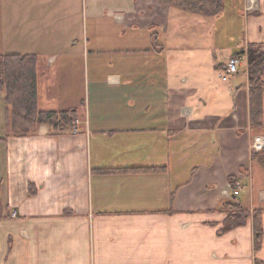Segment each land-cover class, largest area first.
Wrapping results in <instances>:
<instances>
[{
	"label": "crops",
	"instance_id": "1",
	"mask_svg": "<svg viewBox=\"0 0 264 264\" xmlns=\"http://www.w3.org/2000/svg\"><path fill=\"white\" fill-rule=\"evenodd\" d=\"M77 1L5 2V55L36 56L39 109L82 116L4 141L0 264H264V91L253 130L247 55L219 76L264 44V0H239L225 39L171 0ZM230 201L262 211L258 251L250 220L218 234Z\"/></svg>",
	"mask_w": 264,
	"mask_h": 264
},
{
	"label": "trees",
	"instance_id": "2",
	"mask_svg": "<svg viewBox=\"0 0 264 264\" xmlns=\"http://www.w3.org/2000/svg\"><path fill=\"white\" fill-rule=\"evenodd\" d=\"M171 4L184 12L205 18L219 17L224 9L223 0H171ZM238 54L247 55L246 73L249 89L250 127L253 130L260 129L263 126L264 44L248 45L245 50ZM1 93H4L3 101L7 128L6 134L0 137V146H3L4 141L10 136L36 135L41 124L47 125L50 134L73 132L76 120L82 116L78 109L63 112L39 109L36 56L0 54ZM83 106L84 104H82ZM251 159L263 164L264 149L260 153H251ZM228 182L231 186V193L236 194L235 176H230ZM36 192L34 185H29V195L33 196ZM219 210L225 212L226 218L218 234L223 235L237 227L244 226L250 220L253 228V249L255 252L258 251L262 240V211L257 208L252 211L246 210L236 201L223 204ZM63 214L69 215L71 212L65 211ZM8 216L7 206L3 204L0 196V221ZM257 264L261 263L257 262Z\"/></svg>",
	"mask_w": 264,
	"mask_h": 264
},
{
	"label": "rangeland",
	"instance_id": "3",
	"mask_svg": "<svg viewBox=\"0 0 264 264\" xmlns=\"http://www.w3.org/2000/svg\"><path fill=\"white\" fill-rule=\"evenodd\" d=\"M11 2L14 0H0V54L10 53V48L12 46L5 45V2ZM55 3V2H54ZM77 4L81 7L83 5V0L77 1ZM224 9L222 12V15L216 18H210L208 22L212 23L213 27V33L220 39H225V26L227 22L230 20V15L234 13L238 8L241 7V3L239 0H223ZM225 25V26H224ZM233 36L237 37L239 29L236 30V26H234L232 29ZM230 33V32H229ZM241 70V69H240ZM231 78V77H229ZM197 79V78H196ZM217 84H221V82L217 78ZM4 93L0 94V137L4 136L6 134V120L4 121ZM83 99H86L85 97ZM2 152H3V146H0V162L2 160ZM2 164L1 163V170H2ZM264 187V186H262ZM13 217V216H12Z\"/></svg>",
	"mask_w": 264,
	"mask_h": 264
},
{
	"label": "built area",
	"instance_id": "4",
	"mask_svg": "<svg viewBox=\"0 0 264 264\" xmlns=\"http://www.w3.org/2000/svg\"><path fill=\"white\" fill-rule=\"evenodd\" d=\"M244 55L237 54L236 56L230 57L224 66L220 69V79L222 81H228L229 77L236 75L243 63ZM264 149V136H255L251 143V153H260ZM15 216V213L12 214Z\"/></svg>",
	"mask_w": 264,
	"mask_h": 264
}]
</instances>
